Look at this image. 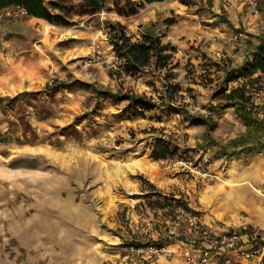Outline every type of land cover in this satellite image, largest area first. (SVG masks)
Here are the masks:
<instances>
[{"label": "rangeland", "instance_id": "1", "mask_svg": "<svg viewBox=\"0 0 264 264\" xmlns=\"http://www.w3.org/2000/svg\"><path fill=\"white\" fill-rule=\"evenodd\" d=\"M135 2L105 0L100 13L75 12L65 28H46L28 15L1 19L0 98L28 95L0 108V264H114L131 243L167 239L173 201L216 225L204 226L213 235L242 225L257 232L264 253V148L247 158L222 155L246 127L232 108H221L219 94L248 84L264 116V77L253 86L241 78L224 82L225 72L250 56L248 42L263 33V16L246 0H167L142 9ZM116 6L136 9L121 24L133 42L150 30L174 48L165 68L152 62L124 74L108 42V25L119 23ZM169 18L174 24L166 26ZM60 80L73 85L44 89ZM172 86L179 91L172 110L156 108L144 118L124 116L126 102L95 93L143 94L162 105ZM182 110L212 117L214 145L201 148L206 128ZM158 138L177 155L153 161ZM184 236L165 242L174 254L158 264H184L183 244L199 248L196 233ZM257 261L248 262L264 264V254Z\"/></svg>", "mask_w": 264, "mask_h": 264}, {"label": "trees", "instance_id": "2", "mask_svg": "<svg viewBox=\"0 0 264 264\" xmlns=\"http://www.w3.org/2000/svg\"><path fill=\"white\" fill-rule=\"evenodd\" d=\"M165 0H136L138 9L144 8L146 5L153 3H161ZM187 2V1H186ZM189 2V0H188ZM183 4V3H182ZM186 5V4H185ZM105 6V0H53L47 6L43 0H0V11L10 7H20L25 10L26 14L30 17L42 20L49 24V26L57 27H69L71 25V18L74 13L83 15H95L100 13ZM257 7L259 12L264 18V0H258ZM116 12L118 16L129 17L136 14L134 7H117ZM163 23L166 26L174 24V20L169 18L165 19ZM218 23H226L229 27L233 28L231 23L226 19L218 21ZM108 42L112 47V51L116 58L121 61V68L124 74L134 75L140 70L154 64L156 68H165L172 58L174 48L168 44H162L160 38L152 31L147 30L141 34L140 40L133 42V37L127 35L124 26L119 23H112L108 25ZM257 44L253 45L252 42H248V46L252 49L250 56L236 69L227 70L225 73L224 82H230L235 79H247L250 86L260 83V80L264 77V33L256 37ZM229 73L236 75L228 76ZM258 73L259 76L251 79V76ZM73 85V82L69 80L65 81H53L50 85H45L44 89L47 92H60L68 90ZM168 104L156 103L152 98L146 95H137L132 93H112L111 91H102L95 89L97 96L117 100L120 102H126L127 106L122 111L129 117L144 118L146 112H150L156 108H166L172 110L169 102L173 100L174 94L179 92L175 86L168 87L166 89ZM225 90L220 91V95L223 97L222 109L232 108L237 118L244 123L246 127L245 134H241L236 138L229 141L228 146H222L220 151L226 158H239L250 157L253 155H259L264 148V142L258 135L264 134V116L258 117V110L252 102L251 93L248 92V84H242L232 88L226 94ZM218 94V95H219ZM28 93H22L14 98L2 97L0 98V108L4 110L2 103L5 101L15 102L17 100L23 101ZM98 98V97H97ZM99 100V99H97ZM97 104V103H96ZM183 112V110L181 111ZM185 118L192 122H201L205 128L206 133L202 136L201 148L208 145H214L215 141L210 135L216 126L210 115H195L191 116L187 111L183 112ZM4 139H0L3 142ZM178 153V148L172 145L169 140L158 138L153 144L150 158L153 161H160L171 159ZM176 205L180 204L177 201H173ZM197 214V213H196ZM253 231V230H252ZM182 236V235H181ZM179 241L185 240V236H177ZM157 246L163 245L167 240H158ZM199 244L201 241H198ZM256 242L261 244V238L256 234L255 239L252 241L254 246H258ZM147 245L141 243H131L128 248H138Z\"/></svg>", "mask_w": 264, "mask_h": 264}, {"label": "built area", "instance_id": "3", "mask_svg": "<svg viewBox=\"0 0 264 264\" xmlns=\"http://www.w3.org/2000/svg\"><path fill=\"white\" fill-rule=\"evenodd\" d=\"M251 5V12L258 13L257 3L253 0H246ZM20 15H27L25 10L20 7H10L0 11V21L2 18H12ZM264 33V24L261 26ZM238 36H241L239 34ZM181 232L196 233L200 242L197 252L192 253L190 248L184 250L182 258L187 264H247L248 261L258 259L263 256V248L249 243L254 240L256 232L246 226L239 230L230 229L219 235H213L204 225L199 216L181 204L174 206V214L168 226L167 241L180 236ZM183 235V236H184ZM246 241L247 248L242 246ZM183 244V243H182ZM191 249H194L191 247ZM174 253L169 250L164 243L161 246L148 245L138 248H129L126 253L119 256L114 264H152V261L164 257L170 258Z\"/></svg>", "mask_w": 264, "mask_h": 264}, {"label": "crops", "instance_id": "4", "mask_svg": "<svg viewBox=\"0 0 264 264\" xmlns=\"http://www.w3.org/2000/svg\"><path fill=\"white\" fill-rule=\"evenodd\" d=\"M165 2H167V0H165L164 2H161V3H153V4H150V5H146V7H149V6H153V5H161V4H164ZM131 17H128V18H126V17H121V16H118V18H117V21L119 22V24H122V25H124V24H127V20L128 19H130ZM238 22V21H237ZM263 23V22H262ZM251 42H252V40H251ZM162 44H164V43H162ZM255 44H257V42L256 43H254L253 45H255ZM248 54V53H247ZM231 56V55H230ZM243 61V57L241 58V62ZM241 64V63H240ZM239 65V64H238ZM264 181V180H263ZM263 187V186H262ZM201 223H202V225H204V226H207V227H209V228H214V229H216L217 228V226L216 225H212L211 223H205L204 221H202L201 220ZM213 226V227H212ZM243 226V225H242ZM211 232V231H210ZM212 233V232H211ZM257 233V232H256ZM258 234V233H257ZM260 236V238H261V240H263V238L261 237V235H259ZM180 244V243H179ZM182 244V243H181ZM178 246H180V245H178ZM260 247V246H259ZM188 248H190V250H191V252L192 253H195V252H197L195 249H191V245L189 244H183V246L181 245L180 246V250H181V252L182 251H184V250H188ZM262 248V247H261ZM126 251V249L124 250V252ZM180 257H181V253H180V255H179ZM160 259H163V260H167L166 258H159V259H157V260H155V262L153 263V264H158V262H159V260ZM181 259L183 260V262H184V264H187L185 261H184V259L181 257ZM254 260H258V259H253L252 261H254ZM251 262H248L247 264H250Z\"/></svg>", "mask_w": 264, "mask_h": 264}, {"label": "bare ground", "instance_id": "5", "mask_svg": "<svg viewBox=\"0 0 264 264\" xmlns=\"http://www.w3.org/2000/svg\"><path fill=\"white\" fill-rule=\"evenodd\" d=\"M46 28H52V26H47Z\"/></svg>", "mask_w": 264, "mask_h": 264}]
</instances>
